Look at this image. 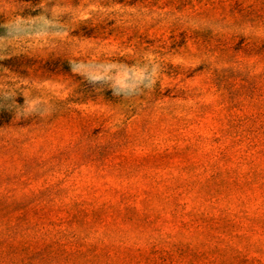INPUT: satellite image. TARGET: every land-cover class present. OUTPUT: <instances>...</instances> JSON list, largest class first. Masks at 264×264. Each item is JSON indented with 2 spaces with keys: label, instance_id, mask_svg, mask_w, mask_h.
<instances>
[{
  "label": "rangeland",
  "instance_id": "rangeland-1",
  "mask_svg": "<svg viewBox=\"0 0 264 264\" xmlns=\"http://www.w3.org/2000/svg\"><path fill=\"white\" fill-rule=\"evenodd\" d=\"M0 264H264V0H0Z\"/></svg>",
  "mask_w": 264,
  "mask_h": 264
},
{
  "label": "trees",
  "instance_id": "trees-1",
  "mask_svg": "<svg viewBox=\"0 0 264 264\" xmlns=\"http://www.w3.org/2000/svg\"><path fill=\"white\" fill-rule=\"evenodd\" d=\"M22 1H35V0H22Z\"/></svg>",
  "mask_w": 264,
  "mask_h": 264
}]
</instances>
